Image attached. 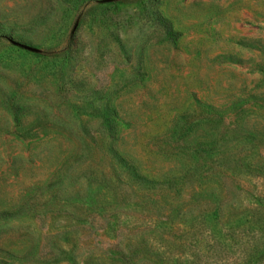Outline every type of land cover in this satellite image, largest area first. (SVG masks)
<instances>
[{
  "label": "rangeland",
  "instance_id": "obj_1",
  "mask_svg": "<svg viewBox=\"0 0 264 264\" xmlns=\"http://www.w3.org/2000/svg\"><path fill=\"white\" fill-rule=\"evenodd\" d=\"M252 162L264 0H0V264H264Z\"/></svg>",
  "mask_w": 264,
  "mask_h": 264
},
{
  "label": "trees",
  "instance_id": "obj_2",
  "mask_svg": "<svg viewBox=\"0 0 264 264\" xmlns=\"http://www.w3.org/2000/svg\"><path fill=\"white\" fill-rule=\"evenodd\" d=\"M160 23H161V26H162V28H163V32H164V35H165V38H166V40L170 43V44H172V45H174L175 43H176V39H177V36H178V33H176V32H174L173 30H172V26H171V24H170V22L169 21H167V20H165V19H160ZM105 128L107 129V130H109V129H113V125H112V123L110 122V121H108V123H107V125H105ZM120 162H122V161H120ZM123 163V162H122ZM252 164V167L254 168V171H262V169H264V165H259L258 163H256V162H252L251 163ZM121 167H124V165H120ZM130 174V173H129ZM131 175V174H130ZM132 176V175H131ZM142 180H145V182L146 181H148V183L147 184H155V180H147V179H145V178H142ZM160 183V182H159ZM201 191H202V194L204 195V196H206V193H205V191H203L202 189H200ZM216 218V213H213V216H211V217H209V218H207V222H210V219H215ZM258 234V232L257 231H251V232H249V235L248 236H246V240H247V242H249V238L251 237V238H254L256 235ZM132 264H134V263H132ZM248 264V263H247Z\"/></svg>",
  "mask_w": 264,
  "mask_h": 264
}]
</instances>
